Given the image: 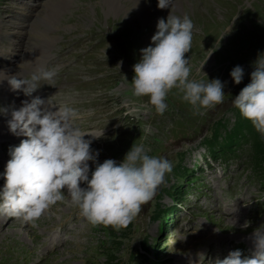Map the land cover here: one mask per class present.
<instances>
[{
    "label": "rangeland",
    "instance_id": "obj_1",
    "mask_svg": "<svg viewBox=\"0 0 264 264\" xmlns=\"http://www.w3.org/2000/svg\"><path fill=\"white\" fill-rule=\"evenodd\" d=\"M47 1L37 0L30 2L29 6L25 0L0 2V17L3 16L12 23V30L18 32L14 35L16 49L21 48L25 54L33 51L31 36L36 26L30 25L27 19L37 17V21H40L47 12L49 15L55 13L53 6H44ZM79 1L68 8L70 12H62L60 20L54 22L58 36L51 47L57 52L59 44L79 39L84 47H93L84 63L88 71L83 68L87 72L85 76H89L86 79L93 83L72 97L89 109V122L94 127L111 130L106 140L94 142L91 147L100 151L99 162L107 158L122 161L135 142L143 143L150 155L168 158L172 161L174 170L166 173L161 187V191L164 187L168 194L163 193L160 200L157 199L152 204L151 200L145 202L134 217L131 228H127V225L111 228L102 223H90L77 206L71 202L65 204L64 201L70 199L65 192V198L50 205L34 223L11 221L3 227L0 233V264H110L109 256L116 257L115 260H119L120 264H132L133 259L139 262V259L145 260L144 257L147 261L139 263L155 264L158 260L160 264H169L184 257L183 255H192L207 247L227 251L231 240H239L248 232L264 229V173L254 167L260 166L259 148L250 143L240 148V159L232 167H226L221 156L215 159L209 155L213 172L207 171L199 163L200 169H195V173L192 170L196 163L194 161H197L196 155L203 151L201 146L206 148V143L210 145L208 138L216 128H222L224 120L228 121L229 131L234 129L236 121L238 127H243L246 131L255 129L240 114L232 100L250 82L253 62L258 53L264 52V0H251V9H245L247 0H214L223 7L224 19L227 21L224 25L215 14H211V18L210 14L190 17L194 25L193 36L191 49L185 53L191 65L189 78L205 82L220 78L226 82L223 103L203 109L202 115L197 114L193 106L182 98L183 93L178 88H173L168 93V108L163 114L158 113L151 105L143 107L139 112L132 111L134 105H141L148 100L147 96H134L131 85L135 74L133 65L141 58L140 49L146 47L143 37L147 34L141 32L138 36L137 31L121 27L122 19L119 16L115 17L113 13L106 15L105 8L101 6L103 0ZM183 2L197 5L209 1ZM23 7L29 8L33 15L23 13ZM172 10L176 15H185L177 7ZM232 22H235V30L228 32L227 25ZM52 33L54 32H49ZM137 37L141 41L136 40ZM28 45L30 49L26 50ZM60 61L68 66H76L72 69L73 74L80 73L79 65L66 63L62 59ZM236 65L245 69L244 79L240 84H236L230 76L231 69ZM2 86L0 84V91H5ZM91 101L94 102L93 105H90ZM128 108H131L135 122L123 121L122 112ZM260 136L264 145V135L260 133ZM183 157L186 168L182 164ZM262 167L264 169V165ZM94 169L95 164L91 170ZM187 175L195 181L188 193V184L183 187L185 192L180 189ZM258 177L260 180H257ZM215 182L218 183V189L215 188ZM199 189H203L204 193L194 198ZM224 200L236 204L238 222H229L221 217L220 210ZM175 201L183 203L177 207ZM205 205L208 206L206 210ZM169 213L172 221L166 231L162 232L159 220ZM163 222L164 219L162 224ZM59 227L62 228V233L58 231ZM103 229L108 230L104 233ZM109 232H113V235ZM55 235L58 236V245L52 248L50 239ZM143 237L149 246L146 253L140 249ZM44 238L48 245L42 252ZM118 239L121 246L118 242H113ZM104 241L113 242L107 251L103 250ZM157 241L163 248V254L156 256L159 259L151 252ZM136 250L138 254L135 253ZM130 253L133 254L131 258Z\"/></svg>",
    "mask_w": 264,
    "mask_h": 264
},
{
    "label": "clouds",
    "instance_id": "obj_2",
    "mask_svg": "<svg viewBox=\"0 0 264 264\" xmlns=\"http://www.w3.org/2000/svg\"><path fill=\"white\" fill-rule=\"evenodd\" d=\"M158 7L171 10L166 19H158L152 43L140 49L141 58L133 65V95L147 96L148 100L134 105L132 111L151 105L163 114L168 108V93L178 88L182 98L202 115L203 109L223 103L226 82L220 78L206 82L189 78L191 65L185 53L191 49L193 21L188 15L174 14L170 0H158ZM34 63L22 59L14 74L0 69V83L7 80L13 90H22L31 97L12 111L8 121L13 134L26 138L10 146V159L0 172L4 179L0 186V215L34 223L50 205L63 200L66 192L90 223L126 226L141 206L154 197L166 173L173 170L172 161L150 155L143 143L135 142L122 161L107 158L99 162L100 151L91 147L92 139L85 138L88 133L74 123L78 109L66 103H52L57 94L47 99L32 95L42 86V80L53 85L60 66L38 67L25 74L24 66ZM253 63L250 82L232 103L264 135V52L258 53ZM244 75L241 65L230 71L236 84ZM89 161L95 164L94 170ZM253 239L252 255L231 250L223 259L216 258L214 264H264V229L255 230Z\"/></svg>",
    "mask_w": 264,
    "mask_h": 264
},
{
    "label": "bare ground",
    "instance_id": "obj_3",
    "mask_svg": "<svg viewBox=\"0 0 264 264\" xmlns=\"http://www.w3.org/2000/svg\"><path fill=\"white\" fill-rule=\"evenodd\" d=\"M36 0H27L26 4H29V2H34ZM96 1V0H95ZM102 1V0H101ZM100 1V2H101ZM147 1V0H146ZM183 1H187V0H183ZM183 1H177L175 3V9L177 7V9H181V11L184 13L185 15H188L189 17H197V15H209L210 14V18H211V14H215L217 17L221 18V23L227 24L226 19H224V10L223 7L220 5H218L216 3V1L214 2V0H208L209 2H201L198 3L197 5L192 4L191 2H186L184 3ZM253 1V0H252ZM251 0H247L246 2V6L245 9H251L252 6V2ZM61 2V0H48L44 6L45 7H50L53 6L54 9H56L58 7V4ZM139 2V3H138ZM148 2V1H147ZM83 4V3H82ZM91 6V5H90ZM97 6V5H95ZM94 6V8H95ZM101 6L103 8H105L106 12H107V16L111 15L113 13V16L115 17H120L122 19V23H121V27L123 28H127V29H133L135 31H137L138 36L141 34V32H145L147 34V36L143 37L144 42H146V47L152 43L151 41V37L154 35V33L157 30V22L158 19L160 18L158 16V13L151 7L147 6L142 0H103L101 2ZM45 8H43L44 10ZM99 9V8H98ZM93 10V9H92ZM171 10V9H170ZM242 10V9H241ZM42 11V10H41ZM52 11V10H50ZM54 11V10H53ZM40 12V11H39ZM70 12V11H68ZM87 12L88 9H87ZM177 12V11H176ZM38 13V12H37ZM36 13V14H37ZM41 13V12H40ZM51 13V12H50ZM53 13V12H52ZM86 13V12H85ZM102 13V12H100ZM241 13V12H240ZM71 14V13H70ZM94 14V13H93ZM40 17V16H39ZM89 17V16H88ZM218 19V18H217ZM63 20V19H62ZM61 20V21H62ZM81 20V19H80ZM85 20V19H84ZM225 20V21H224ZM22 21V20H21ZM20 21V22H21ZM59 21V20H58ZM223 21V22H222ZM9 22V21H8ZM51 17L48 13H46L44 16H42V18L39 21L38 24V29H39V34H42V29L43 28H50L51 27ZM83 22V21H82ZM11 23V22H10ZM59 23V22H58ZM62 23V22H61ZM85 23V21H84ZM12 24V23H11ZM16 24V23H15ZM20 24V23H18ZM22 24V23H21ZM27 24V23H26ZM57 25V23H55ZM29 25V24H28ZM31 25V24H30ZM37 25V24H36ZM18 26V25H16ZM34 26V25H33ZM61 26V25H60ZM82 26V25H81ZM14 27V25H13ZM22 27V26H21ZM58 27V26H57ZM74 27V26H71ZM140 27V28H139ZM18 28V27H17ZM20 28V27H19ZM18 28V29H19ZM67 29V28H66ZM72 29V28H71ZM227 29L228 31H233L235 30V22H232L230 24L227 25ZM14 30V29H13ZM29 30V29H28ZM51 30V29H50ZM23 31V30H22ZM31 32V30H30ZM1 33H3L0 30V35ZM30 34V33H29ZM47 37V36H46ZM49 38V37H47ZM30 39V38H29ZM32 39V36H31ZM30 39V40H31ZM28 40V39H27ZM29 40V41H30ZM136 40L141 41V39H139L138 37L136 38ZM56 41V40H55ZM31 42V41H30ZM28 43V42H27ZM139 43V42H138ZM137 43V44H138ZM31 45V43H29ZM27 45V44H26ZM20 46V45H19ZM18 48V47H17ZM26 48V46H25ZM29 45H28V48ZM24 50V51H26ZM28 52V51H27ZM32 52V51H31ZM30 52V53H31ZM38 54V53H37ZM18 56H20L19 62H21L22 59H28V57L26 56L25 53H23V50L20 48L18 53ZM41 57H44L43 54H41ZM34 62L38 63L39 62V58L35 57L34 58ZM5 70H7L9 73H11L14 70V66H8L4 68ZM0 84H4L7 85L8 82L7 80H4L2 83ZM3 88V86H2ZM2 129H6L9 126H0ZM231 227V226H230ZM234 230V229H233Z\"/></svg>",
    "mask_w": 264,
    "mask_h": 264
},
{
    "label": "trees",
    "instance_id": "obj_4",
    "mask_svg": "<svg viewBox=\"0 0 264 264\" xmlns=\"http://www.w3.org/2000/svg\"><path fill=\"white\" fill-rule=\"evenodd\" d=\"M243 128V127H242ZM242 137V133H241V131H239V132H236V133H233V134H229V135H227V137H226V140L224 141L225 142V144L228 146V148L230 149V147H231V144H233V143H236L237 141H239L240 140V138ZM256 137H258L257 135H256ZM218 139H220V135H217L216 136V138H214L213 140H215V141H217ZM260 143V144H259ZM262 142H258L257 143V148H259V155H258V164L259 165H264V145H262L261 144ZM227 148V149H228ZM169 217H171L172 218V215L169 213ZM111 228H113L114 227V225H109ZM128 227H130V223H128L127 224V228ZM103 232L104 233H106V231L103 229ZM111 233H113V232H111ZM111 235H113V234H111ZM161 236H162V234H161ZM114 243L116 242V241H113ZM113 242H108V243H106V246H105V249L106 250H104V251H107V250H109L110 249V247H111V245L113 244ZM118 244V243H117ZM116 257H113V256H109V261H111V262H113V260L115 259Z\"/></svg>",
    "mask_w": 264,
    "mask_h": 264
}]
</instances>
